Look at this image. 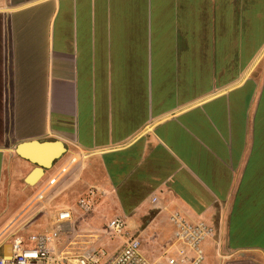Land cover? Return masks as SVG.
<instances>
[{
  "label": "crops",
  "instance_id": "obj_1",
  "mask_svg": "<svg viewBox=\"0 0 264 264\" xmlns=\"http://www.w3.org/2000/svg\"><path fill=\"white\" fill-rule=\"evenodd\" d=\"M88 186L150 259L179 212L201 264H264V0H0V254Z\"/></svg>",
  "mask_w": 264,
  "mask_h": 264
},
{
  "label": "built area",
  "instance_id": "obj_2",
  "mask_svg": "<svg viewBox=\"0 0 264 264\" xmlns=\"http://www.w3.org/2000/svg\"><path fill=\"white\" fill-rule=\"evenodd\" d=\"M66 170L67 166H64L60 173ZM56 178L49 179L48 185ZM96 193V188L89 186L75 206L84 213L90 212ZM98 193L102 194V191ZM44 212L45 206L38 210V213ZM72 217L73 208H60L41 231L31 232L26 237L15 232L10 243V256L0 254V264H153L141 251V239L128 234L124 218L115 216L108 222V230L124 238L121 247L110 253L104 247L81 246L74 239L65 238L64 228L70 225ZM170 220L174 225L171 245L175 250L173 255L164 252L163 264H201L204 260L201 243L213 235L214 227L203 221L191 222L179 212H173ZM9 235L7 227L0 233V246Z\"/></svg>",
  "mask_w": 264,
  "mask_h": 264
},
{
  "label": "rangeland",
  "instance_id": "obj_3",
  "mask_svg": "<svg viewBox=\"0 0 264 264\" xmlns=\"http://www.w3.org/2000/svg\"><path fill=\"white\" fill-rule=\"evenodd\" d=\"M88 187L65 190L59 195L57 200L46 202V212L42 213V217L46 222L45 227L49 224L50 218L56 214L58 209L67 207L73 208V217L70 225H66L64 228V237H67V239H74L81 246L104 247L108 252L112 253L119 249L124 238L108 230L107 225L111 218L108 214L104 213L103 208H98L95 202L96 195L90 212L84 213L75 206L76 200L87 193ZM92 232H94L95 235H91ZM151 251L152 249H150L149 252ZM151 256L153 264H158L159 262L163 264L164 261H160L159 259L160 255L157 259V254L154 253ZM148 258L150 259V257Z\"/></svg>",
  "mask_w": 264,
  "mask_h": 264
},
{
  "label": "water",
  "instance_id": "obj_4",
  "mask_svg": "<svg viewBox=\"0 0 264 264\" xmlns=\"http://www.w3.org/2000/svg\"><path fill=\"white\" fill-rule=\"evenodd\" d=\"M29 144H32L33 146H37L39 149L43 150V153H44L43 156L39 155V153H36V155L35 154L27 155L29 159L32 160V162L37 164V166H35V168L33 169V172L38 170L41 173L43 168L49 167L52 161L56 157L60 156L62 152L60 151V149H63L60 147V143H59V149L50 150V149H47L51 146L50 142H46V141L38 142V141L33 140L31 142L20 143L17 146V152L20 154H27L24 151V148L26 145H29ZM31 180L32 178L28 179L29 182H31Z\"/></svg>",
  "mask_w": 264,
  "mask_h": 264
},
{
  "label": "bare ground",
  "instance_id": "obj_5",
  "mask_svg": "<svg viewBox=\"0 0 264 264\" xmlns=\"http://www.w3.org/2000/svg\"><path fill=\"white\" fill-rule=\"evenodd\" d=\"M34 147H35V146H34ZM36 148H37V151L41 150V149H39L37 146H36ZM47 149L53 150V149H51L50 147L47 148ZM41 151H43V150H41ZM38 173H40V172L38 171ZM29 179H30V178H29ZM6 254L10 256V249H9V248H7Z\"/></svg>",
  "mask_w": 264,
  "mask_h": 264
}]
</instances>
